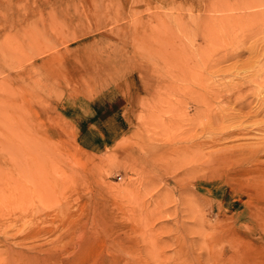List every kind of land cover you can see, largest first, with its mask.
<instances>
[{
    "label": "rangeland",
    "instance_id": "obj_1",
    "mask_svg": "<svg viewBox=\"0 0 264 264\" xmlns=\"http://www.w3.org/2000/svg\"><path fill=\"white\" fill-rule=\"evenodd\" d=\"M262 144L264 0H0V264H264Z\"/></svg>",
    "mask_w": 264,
    "mask_h": 264
},
{
    "label": "bare ground",
    "instance_id": "obj_2",
    "mask_svg": "<svg viewBox=\"0 0 264 264\" xmlns=\"http://www.w3.org/2000/svg\"><path fill=\"white\" fill-rule=\"evenodd\" d=\"M98 22V21H97ZM100 22V21H99ZM100 24V23H99ZM39 50V49H38ZM43 51V50H42ZM39 55V54H38ZM25 57V56H24ZM28 57V56H27ZM3 84V83H2ZM19 132V131H18ZM254 149V148H253ZM244 151V150H243ZM255 151H258V150H255ZM264 152V144H262L261 145V152ZM257 160H258V158H257ZM214 169H216L215 167H214Z\"/></svg>",
    "mask_w": 264,
    "mask_h": 264
}]
</instances>
